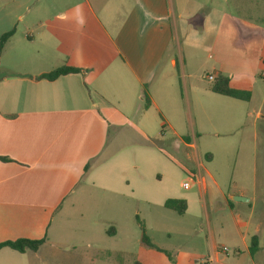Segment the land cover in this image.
I'll return each mask as SVG.
<instances>
[{"label": "crops", "instance_id": "crops-1", "mask_svg": "<svg viewBox=\"0 0 264 264\" xmlns=\"http://www.w3.org/2000/svg\"><path fill=\"white\" fill-rule=\"evenodd\" d=\"M16 6L19 24L44 9L29 16L28 26L20 29L17 23L16 32L0 31L1 36L13 30L2 50L15 33L17 43L27 44L16 47V72L10 67L0 72V158L8 160H0V243L22 238L43 243L35 252L3 248L1 264H128L134 216L149 239L152 223L171 211L164 207L169 199L185 203L181 215L193 204L206 219L215 207L233 215L230 197L244 195L226 194L205 169L209 181L201 176L195 142L215 129L208 108L221 105L230 114L250 105V95L198 98L190 76L182 74L183 109L171 51L174 43L178 47L179 40L189 42L199 33L205 34L203 44L211 45L216 12L190 0H115L114 8L108 0H16ZM218 15L220 22L223 13ZM165 62L168 69L162 72ZM62 66L81 72L40 78ZM160 72L162 87H155ZM219 75L228 78L231 89L248 94L236 72L219 65L208 76L214 81ZM153 110L160 113V124L151 118ZM235 126L231 117L223 133L213 134L229 135ZM166 129L174 136L169 148L194 152L197 175L190 173L194 180L184 189H195L190 195L162 184L163 176L183 167L169 156L150 160L155 151L167 155ZM128 138H136L134 146L119 150ZM185 157L190 160V154ZM242 227L250 244L256 238L253 253L244 244L251 261L264 259L261 223L249 218ZM223 253L210 240L212 264L225 259Z\"/></svg>", "mask_w": 264, "mask_h": 264}, {"label": "rangeland", "instance_id": "rangeland-1", "mask_svg": "<svg viewBox=\"0 0 264 264\" xmlns=\"http://www.w3.org/2000/svg\"><path fill=\"white\" fill-rule=\"evenodd\" d=\"M192 1L201 3L216 13L212 15L213 22L210 24L211 45H204L205 34L199 33L197 38L189 42L179 40L178 47L176 43L172 46L171 51L178 61L175 74L179 86L178 94L183 96L181 107H187L185 92L180 86L182 74L190 76L188 82L198 98H220L207 91L212 81L206 79L212 74L213 67L219 65L224 71L232 70L245 80V91L251 99L250 105L245 103L236 112L230 110V114L221 105L213 104L212 108L207 109L215 129L200 139L197 138V163L203 166L201 176L207 181L209 178L204 169L213 176L226 194L239 193L251 200L234 201L233 215L227 208L223 211L215 207L208 211L207 219L198 204L191 205L185 215L164 211L165 215L152 223L153 231L147 230L150 237L147 241L153 247L142 243L141 228L137 226L134 216L127 261L128 264L135 261L140 264H212L211 240L218 250L227 249L223 253L225 259L217 264H264V259L255 258L251 261L252 256L244 248V244L250 246V237L246 236L245 228L242 227L250 218L252 223L259 222L264 228V0H190ZM114 5L115 0H108L109 8H114ZM43 9L39 7L29 16L40 15ZM18 10L16 0H0V31L14 29L16 32L17 23L20 29L30 25L29 16L20 24L17 22ZM220 12L223 17L218 22ZM17 46L23 47L27 44L21 39L17 43L15 33L14 39L0 52V72H5L7 67L16 72ZM165 69H168L167 62L162 72ZM162 72L156 76L153 83L155 87H162ZM247 112L250 114L245 118L244 114ZM231 117L236 119L235 130L229 135H214V131L223 133L226 130L225 126ZM151 118L156 124L162 122L160 113L154 110L151 111ZM158 129L161 130L160 127ZM164 132V151L167 155L164 154L163 157L155 151L156 154L150 160L152 157L162 160H170L171 157L175 160L183 170L175 168L171 175L163 176L162 184H170L172 190L190 195L195 189L184 190L182 186L184 181H188L189 173L197 175L194 152L186 148H182L180 153L173 151L168 144L174 136L167 129ZM135 139L121 141L119 150L134 146ZM186 154H190V160L185 157ZM205 154H210L212 161L206 159ZM149 169L152 170V166ZM188 185L191 186V182ZM90 203L93 204V200ZM141 217L143 214H139L138 219ZM236 220L241 224H236ZM1 262L0 259V264Z\"/></svg>", "mask_w": 264, "mask_h": 264}, {"label": "trees", "instance_id": "trees-1", "mask_svg": "<svg viewBox=\"0 0 264 264\" xmlns=\"http://www.w3.org/2000/svg\"><path fill=\"white\" fill-rule=\"evenodd\" d=\"M13 30H10L3 35L0 36V52L2 51L3 47L5 46L8 39L12 36ZM81 72L80 69L62 66L59 67L47 74L42 75L40 78L46 79V80H54L58 77L68 75V74H79ZM228 78L224 77L222 75H219L209 86V91L214 94L222 95L225 97H230L237 100H247L248 94L242 91L233 90L228 85ZM145 107L148 106V100L145 96ZM1 161H8L5 158H0ZM164 207L168 210H171L175 212L178 215H181L185 211V203L182 200H175V199H169L164 203ZM141 228V241L142 243L153 247L148 241L147 237L145 235V231L143 226H140ZM43 240H30V239H17L14 241H6L0 243V250L3 248H9L17 253H24L26 251L35 252L39 249V247L42 245ZM257 243L256 238H251V244H250V252H254L256 250Z\"/></svg>", "mask_w": 264, "mask_h": 264}, {"label": "built area", "instance_id": "built-area-1", "mask_svg": "<svg viewBox=\"0 0 264 264\" xmlns=\"http://www.w3.org/2000/svg\"><path fill=\"white\" fill-rule=\"evenodd\" d=\"M208 80H209V81H213V78H212L211 76H208ZM192 179H193V174H190V173H189L188 181H186V182L183 184V186H182L183 189H188V186H189V185H188V182H192ZM222 251H223V252H226L227 249H226V248H223Z\"/></svg>", "mask_w": 264, "mask_h": 264}, {"label": "water", "instance_id": "water-1", "mask_svg": "<svg viewBox=\"0 0 264 264\" xmlns=\"http://www.w3.org/2000/svg\"><path fill=\"white\" fill-rule=\"evenodd\" d=\"M230 199L232 201H236V202H247L248 199L244 198V197H240V196H232L230 197Z\"/></svg>", "mask_w": 264, "mask_h": 264}]
</instances>
